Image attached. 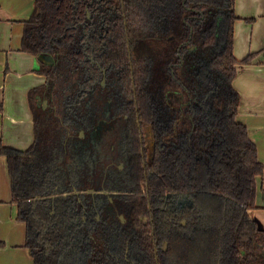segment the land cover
Masks as SVG:
<instances>
[{"label": "trees", "instance_id": "1", "mask_svg": "<svg viewBox=\"0 0 264 264\" xmlns=\"http://www.w3.org/2000/svg\"><path fill=\"white\" fill-rule=\"evenodd\" d=\"M234 6L34 1L20 49L53 63H40L46 82L28 94L31 145L21 151L0 141L33 264H264V231L248 213L264 166L237 121L232 86L236 65L254 54L233 55ZM108 100L127 118L132 160L113 204L74 193L90 184L89 147L78 133ZM137 123L153 143L150 159L140 156Z\"/></svg>", "mask_w": 264, "mask_h": 264}, {"label": "crops", "instance_id": "2", "mask_svg": "<svg viewBox=\"0 0 264 264\" xmlns=\"http://www.w3.org/2000/svg\"><path fill=\"white\" fill-rule=\"evenodd\" d=\"M35 0H0V141L17 150L33 141V119L28 101L31 89L41 87L46 78L37 73L47 57L33 56L20 49L24 22ZM233 55L248 64L236 65L232 86L240 96L237 121L246 126L264 166V0H235ZM250 217L264 231V169L257 179L255 208ZM17 205L11 193V177L6 157H0V264H33L31 249L25 246L26 226L17 219Z\"/></svg>", "mask_w": 264, "mask_h": 264}, {"label": "flooded vegetation", "instance_id": "3", "mask_svg": "<svg viewBox=\"0 0 264 264\" xmlns=\"http://www.w3.org/2000/svg\"><path fill=\"white\" fill-rule=\"evenodd\" d=\"M101 87H106L105 74L101 80ZM105 105H107V108L103 115L92 119L89 128L85 130L82 129L78 133V137L85 140L86 145L89 147L88 153L90 154L84 163L89 168V174L86 176V180L90 182V184L87 190L81 193L78 190H74V193L76 195L86 193L92 196H104L110 204H113L114 200L121 193L126 192L125 190L122 191L120 187L125 184L123 182L125 174L127 173L128 175L132 160L127 157L129 152V134L125 132L127 118L120 115V112L115 109L119 107L118 103L108 100ZM137 128L139 130L138 140L141 146L139 152L140 156L144 158V155H147L148 159H150L151 151H149L148 147H151L153 143H144V135H142L138 123ZM64 129L68 136H72L69 126L65 125ZM86 131L88 134L85 133ZM149 135L150 133L148 132L147 138L151 139ZM145 167L143 161V168ZM100 178H102V184L100 183ZM67 195L68 194H65V196ZM121 216L123 217L122 214H118L122 222Z\"/></svg>", "mask_w": 264, "mask_h": 264}, {"label": "water", "instance_id": "4", "mask_svg": "<svg viewBox=\"0 0 264 264\" xmlns=\"http://www.w3.org/2000/svg\"><path fill=\"white\" fill-rule=\"evenodd\" d=\"M42 56H44V55H42ZM44 57H47L49 59V61H50L49 64L53 63L52 57H50V56H44ZM43 103H44V108H45L47 105V101H44ZM121 220H122V222H124V218L122 216H121Z\"/></svg>", "mask_w": 264, "mask_h": 264}]
</instances>
